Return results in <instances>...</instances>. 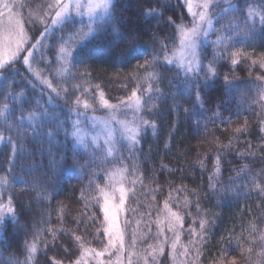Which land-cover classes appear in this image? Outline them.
Returning a JSON list of instances; mask_svg holds the SVG:
<instances>
[{
	"label": "trees",
	"instance_id": "trees-1",
	"mask_svg": "<svg viewBox=\"0 0 264 264\" xmlns=\"http://www.w3.org/2000/svg\"><path fill=\"white\" fill-rule=\"evenodd\" d=\"M230 1L219 6L222 16L214 20L209 42L197 51L205 70L213 61L216 70L215 77L206 85L205 73H200L199 100L192 86L197 83L196 77H191V84L182 95L178 94L185 77L179 67L166 64L162 55L148 69L155 71L157 78L149 80L144 68H136L135 61L126 63L102 51L114 27L131 28L143 32L139 43L149 53L148 60L165 50L162 45H167L171 56L174 48L179 47L178 39L173 42L177 35L175 25L191 27L192 18L185 0H114L111 20L99 22L106 31L77 56L79 60L91 54L86 63L60 72L61 45L58 37L54 42L50 36L41 50L42 58L37 52L29 65L19 59L10 73L1 72L0 108L6 104L8 111L0 117V134L4 137L0 144V177H6L8 183L0 185V202L7 204L10 196L17 219L13 222L9 217L0 226V264H25L26 245L33 243L36 252L28 264H75L81 257L80 244L102 251L107 238L103 234V214L95 200L99 194L94 188L96 184L106 183L115 166L127 168L128 181H135V185L128 183L136 195L129 197L123 220L131 219L138 234L148 233L151 226L148 238L137 240L136 252L147 255L150 251L147 245L157 243L153 237L157 232L158 210L171 193L172 208L185 221L178 251L182 250L181 245L189 249L186 256H177V264H232L233 259L235 264L264 261L261 255L264 253V191H261L264 189V99H260L261 89L257 87L264 85V81L256 79L264 76L259 63L264 54V0ZM149 5L156 9L154 17L145 15ZM225 5L234 6L236 11H224ZM254 12L256 17L259 15L257 18L252 17ZM170 17L174 24L168 23ZM80 27L78 22L75 27L67 24L60 35L76 32ZM220 35H232L235 48L224 52L223 45H214ZM236 49L248 56L236 57L239 62L234 65L229 56ZM253 60L257 63L253 64ZM44 81L60 92V99L55 98L52 88ZM149 83L154 89L158 86L159 92H153V101L132 122H139L142 116L155 122V131L150 127L145 129L128 155V151H123L121 158L101 161L75 146L70 133L73 122L78 120L77 111H69L72 105L65 103V88L73 100L79 96L93 105L84 109L86 113L104 115L106 112L99 104L101 90L110 103L116 104L137 85L146 88ZM45 109L47 114L41 115ZM78 111L82 112L83 108ZM31 113L39 115L40 121H30ZM9 124L13 125L11 133L7 130ZM33 128L38 134L33 133ZM238 128L240 132L236 131ZM49 132H53L52 137L47 135ZM9 136L20 145L14 159L7 143ZM218 155L221 171L216 175L214 165ZM10 167H14L11 175ZM210 182L215 185L214 191L209 188ZM185 197L188 207H184ZM129 208H139L138 214L131 216ZM201 218L207 221L204 239L197 238L190 244L186 230L195 221L193 227L199 232ZM76 236L81 238L79 244ZM130 241L131 230L125 237L126 249ZM163 247V254L157 255L155 261L148 257L149 264L175 263L170 255V243Z\"/></svg>",
	"mask_w": 264,
	"mask_h": 264
},
{
	"label": "snow or ice",
	"instance_id": "snow-or-ice-1",
	"mask_svg": "<svg viewBox=\"0 0 264 264\" xmlns=\"http://www.w3.org/2000/svg\"><path fill=\"white\" fill-rule=\"evenodd\" d=\"M187 11L192 18L191 27L185 25H175L177 29V35L173 38L178 39L179 47L174 48L171 56L168 53L167 45H162V48L165 50L161 53L153 54L152 60H148L146 57L149 55L146 49L139 43L142 39L143 32L137 29L125 28L121 30L119 28H113L110 38L108 39L106 45L102 49L103 53L110 56L116 57L117 59H122L126 63L136 62V68H144L147 72V79L154 80L157 78L155 71H148L152 68L157 56L162 55L166 64H176L179 69L182 71L185 79L183 86L180 87L178 94L182 95L184 91L191 84V77H196L197 83L192 85L196 88V98L200 99V84L199 76L201 72L205 73V85L207 81L215 77L216 70L214 66V61L210 62L206 70L201 65V61L197 55V49L201 46V40L207 38L209 32L214 31L213 20L220 19L222 14L213 15L214 10L218 7V0H201L199 4L194 5L193 0H186ZM23 7V4L17 5L15 0L9 2V0H0V33L3 34L0 38V72L5 75L10 73L13 70L14 64L19 60L23 59L25 65H29L30 61L36 59L37 52H40L41 58L43 57V52L41 51L45 48L46 41L51 36L55 42L58 37L59 44L61 45L59 52V60L62 61V67L60 72H67L70 67H74L76 64H84L88 59L91 58V54L82 56L79 60L77 56H80L83 49L87 47L89 43L97 39L98 35L106 31L100 27L99 22H106L111 20L114 9V0H55V5H49V8L55 7V14L51 17V21L48 24H44L43 31L39 32V37L35 38V43L30 44L29 47H24L28 42L26 39V33L24 30L25 22L34 23L31 15L27 19L21 18V14L18 11H14L15 8ZM195 9H199L198 11ZM232 11H236V8L233 6ZM156 12V9L152 8L149 5L145 15L153 16ZM76 17H87V22L85 23L82 19L79 21L81 27L76 31L70 34L60 35L63 32V28L67 24H72L74 27L77 23ZM43 23V21H41ZM168 23L174 24L175 22L171 19L168 20ZM264 23V21H262ZM223 27V26H222ZM87 29L86 31L84 29ZM39 31V30H37ZM214 45H223V51L227 52L229 48H235L233 43L232 35H220L217 36L216 41L213 42ZM26 53V55H22ZM247 57L248 54L243 52L240 49H236L231 52L229 58L232 60V63L235 65L239 61L236 57ZM7 57V59H5ZM261 59L259 61L260 67L264 68V54H261ZM143 60V63L140 61ZM253 64L257 63V60L252 61ZM87 75V74H84ZM258 81H264V76H257ZM228 77L225 76V81L227 82ZM48 84L49 88H52L51 83L44 81ZM177 83L180 84V81L177 80ZM98 87V86H97ZM260 91V99H264V85H257ZM52 91L55 93V98L60 99L61 95L55 88H52ZM84 92H87V89H83ZM159 92V87H153V84L149 83L146 88L137 85L136 88H133L131 94L120 99L116 104L110 103L108 99L104 97V93L101 90L99 92V104L101 107L107 109L110 112V120L116 122L120 126V136L121 138L128 141L129 149L135 148L139 143L141 138V133L147 129L152 128L155 131V122L144 119L142 116L139 117V123H127L125 121L119 120L117 118V113L124 110H131L133 116L136 117L138 113L144 110L149 104L153 101V92ZM66 99V104H71L72 107L69 108V111H77L79 115V109H91L93 105L89 103L87 99L81 100L79 96L72 99L71 95H68V89H64ZM75 92H73V95ZM159 99V97H155ZM51 103V97L49 99ZM8 111V106L5 104L3 108H0V117H4V114ZM47 109L41 115L47 114ZM151 111V109H149ZM189 111L185 109V112ZM24 117L20 118L21 122ZM30 121H40V116L36 113H31L28 116ZM104 124V134H105V146L107 148V154L112 155L115 151L116 140V129L110 126L109 122H103ZM18 127V126H17ZM73 131L70 135L76 140L78 144H84L85 139L81 133L79 127V121L73 122ZM7 130L11 133L13 131V125L9 124ZM33 133H36V129L33 128ZM237 132H240L241 129H236ZM264 131V129H262ZM18 134V133H17ZM49 137H52L53 132L47 133ZM4 137L0 134V140H3ZM97 137H93V143L95 144ZM8 145L12 149V158L14 159L19 154V143L13 139L12 136L7 138ZM75 163V161H73ZM10 165L12 164V159L9 161ZM215 174L219 175L220 169V156L218 155L215 160ZM14 170V167L8 169V174L11 175ZM129 170L127 168L116 169L111 172L107 178L106 183L101 186L99 184L95 185L94 191L98 192V196L95 198L96 203L99 205L100 210L103 214V234L107 238V243L104 245L102 251H97L95 248H84L83 244H80L81 247V257L75 261V264H87V260L84 257L93 256L96 259V264H124V253L127 251V264H140V261H143V264H149L148 257L151 256L152 260L155 261L157 255H162L164 252V244L170 243V255L175 262L177 256H186L189 252L188 247L181 245L182 250L178 251V245L180 244L181 235L184 234V216L180 214L179 211H174L172 208V197L169 193V197L163 201V208L158 210L157 215V232L154 234V239L157 241L155 245L148 244L147 255L138 253L135 251L137 240H144L148 238V233L151 232V226H148V233H137L136 228L132 227L131 219L121 220V215L126 211V203L129 201L130 196H135L136 193L134 189H127L124 187L126 181L125 173ZM212 178H210L211 181ZM128 183L135 185V181H127ZM8 180L6 177H0V185L7 184ZM91 185V182H90ZM143 186V185H142ZM159 187V186H158ZM259 187V185H257ZM209 188L213 191L215 190V185L211 182L209 183ZM179 191V190H177ZM264 191V189H261ZM82 196L84 193H81ZM152 199L155 200V196H152ZM185 199L184 207H188L187 197ZM136 203H139L136 201ZM6 208V212L4 209ZM196 208L199 212V201L196 203ZM131 216H136L139 212V208H129L127 209ZM15 206L12 203V199L9 196L7 199V204L0 202V226L6 224L7 219L10 217L13 222L16 221L17 217L15 215ZM191 215V213H187ZM151 211H149V216ZM94 216V214H93ZM147 223V221H146ZM206 223L207 221L203 218L199 221V229L197 232L196 228L193 227V224H190L186 232L189 236V243L194 244L196 239L203 240L206 234ZM140 221H136V225L139 226ZM167 226V232L171 233V236H168L165 232V227ZM131 230V241L129 247H125V237ZM99 232V228L97 229ZM163 237V239H161ZM76 241L79 244L81 238L76 236ZM28 256L26 258L25 264H28V261L31 260L33 253L36 252V245H26ZM251 252V249H249ZM115 253V261L108 260L105 262L103 259H99L107 254L112 256ZM197 255H199V249H197ZM261 255H264L262 253ZM136 258L135 260L133 258ZM232 264H235L233 259ZM260 264H264V261H261Z\"/></svg>",
	"mask_w": 264,
	"mask_h": 264
},
{
	"label": "rangeland",
	"instance_id": "rangeland-1",
	"mask_svg": "<svg viewBox=\"0 0 264 264\" xmlns=\"http://www.w3.org/2000/svg\"><path fill=\"white\" fill-rule=\"evenodd\" d=\"M228 1H230V0H218V5L221 6V4H226V3L228 4L229 3ZM9 2H13V0H9ZM15 2L17 3V5L23 4L24 6L23 7L17 6V8H15L14 11H18L21 14V18H23L25 20L27 19V17L29 15H31L32 20L34 21V23L25 22V24H24L26 39L28 41L24 45V47L27 48L30 46V44L35 43V38H38L39 32L43 31L44 24L50 23L51 17L54 16L56 9H55V7L49 8V5L54 6L55 0H15ZM200 2H201V0H193L194 5L199 4ZM185 3H186V0H185ZM186 6H187V4H186ZM219 6L215 8L214 13H213L214 16L222 13L220 11L222 9L218 10ZM232 7H229V6L227 7L225 5L223 10L225 11L226 9H232ZM195 10L198 11L199 9H195ZM256 14L257 13L254 12V14H251V15H253L252 17L254 18V17H256L255 16ZM248 17H249V19H252V18H250V15H248ZM75 19L79 23V21L81 19L87 20V17H83V18L76 17ZM214 20H213V23H214ZM41 21H43V23H41ZM213 28H214V25H213ZM37 30H39V31H37ZM212 33H213V31L209 32L207 38L201 40V45L209 42V37H210V34H212ZM2 36H3V34L0 33V38H2ZM197 51H198V49H197ZM22 55H26V53H23ZM5 59H7V57H5ZM173 65L178 67L175 63ZM0 74H1V72H0ZM103 110H105V112H106V114H104V115L88 114V113H86V111L84 109L82 112L79 113V115H77V118L79 120V127H80L82 135L84 136L85 143L84 144H78L76 142V140L74 139L75 146L80 150L86 151L87 153L92 155V157L97 158L98 160H101V161L115 160V159L121 158L123 156V151H126V152L128 151L127 152V155H128L129 152L132 151V149L131 150L129 149L128 141L121 138L119 124L110 120V112L107 109L103 108ZM116 115H117V118L119 120L125 121L127 123H133L132 121H134V119L138 116V114H137L136 117H134L131 110H129V111L124 110L122 112L117 113ZM103 122H109L110 126L113 127L114 129H116L117 143L115 145V151L113 152L112 155L107 154V148H106L105 143H104L105 142V134L103 131V128H104ZM137 123H139V122H137ZM93 137H97L95 144L93 143ZM2 142H3V140H0V144ZM114 168H115L114 170L122 169V168H119L117 166H115ZM113 171H111V172H113ZM125 176H126V173H125ZM127 181H128V179L126 177L124 187L129 189V187H128L129 185H128ZM4 211L6 212V208L4 209ZM124 213L121 215V220H123V218H124ZM164 227H165L166 234L168 236H171V233L167 232V226L165 225ZM93 257H94V255L86 258L87 264H96V259H94ZM99 259H103L105 262H107L108 260L115 261V253H113L112 256H108L107 254H105L104 257L99 258ZM123 259H124V264H127V255L125 257V253H124ZM177 263H178V260L174 264H177Z\"/></svg>",
	"mask_w": 264,
	"mask_h": 264
}]
</instances>
